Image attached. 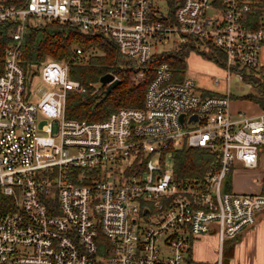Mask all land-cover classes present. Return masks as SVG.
I'll return each mask as SVG.
<instances>
[{
    "label": "built area",
    "instance_id": "obj_1",
    "mask_svg": "<svg viewBox=\"0 0 264 264\" xmlns=\"http://www.w3.org/2000/svg\"><path fill=\"white\" fill-rule=\"evenodd\" d=\"M6 19L17 23L0 73V191L14 209L0 211V264H185L194 239L213 231L222 244L264 211V193L224 190L235 160L257 166L264 110L233 116L230 94L173 80L161 61L143 106L69 118L67 93L87 89L70 63L48 59L27 74L20 60L26 22L55 20L110 36L138 67L168 40L211 41L225 55L222 77L244 79L261 67L264 0H24L0 7ZM184 146L215 151L218 167L177 180L165 157Z\"/></svg>",
    "mask_w": 264,
    "mask_h": 264
},
{
    "label": "trees",
    "instance_id": "obj_2",
    "mask_svg": "<svg viewBox=\"0 0 264 264\" xmlns=\"http://www.w3.org/2000/svg\"><path fill=\"white\" fill-rule=\"evenodd\" d=\"M23 1L0 0V7L21 6ZM16 23L17 19H6L0 23V73L4 67V49L9 40V30L15 27ZM76 46L88 53L79 63L74 61ZM195 49L219 65H224L223 51L211 41L203 42L190 38L171 51L153 55L148 64L138 67L132 59L120 52L114 39L102 32L84 33L70 23L32 19L26 22L20 60L27 74L31 73L34 66L48 59L69 62L71 77L78 79L87 89L84 92L67 93L66 116L102 120L120 107L143 106L146 86L154 75L156 65L161 61H168L173 68V80L182 81L185 78L186 57ZM142 68L145 70V78L141 83L136 84L132 77ZM107 72L116 75L119 83L105 96L106 84L99 81ZM244 73V80L256 89L255 92L247 93L245 97L253 100L264 110V66L245 70ZM95 86L98 87L96 91ZM203 93L220 94L208 90H204ZM171 157L172 171L177 180L204 178L211 170L218 167V155L210 149L184 146L171 151ZM231 184L230 173L224 178V190L230 191ZM12 209L14 203L11 197L0 191V211Z\"/></svg>",
    "mask_w": 264,
    "mask_h": 264
},
{
    "label": "crops",
    "instance_id": "obj_3",
    "mask_svg": "<svg viewBox=\"0 0 264 264\" xmlns=\"http://www.w3.org/2000/svg\"><path fill=\"white\" fill-rule=\"evenodd\" d=\"M220 66L223 71V65ZM214 68L217 69L215 66ZM185 77H189L186 72ZM238 110L240 109L231 108L233 114ZM231 178L233 191L263 192L264 152H260L255 167H246L240 160H235ZM185 264H264V211L256 214L253 224L245 227L235 237L225 239L222 244L215 232L194 239Z\"/></svg>",
    "mask_w": 264,
    "mask_h": 264
},
{
    "label": "rangeland",
    "instance_id": "obj_4",
    "mask_svg": "<svg viewBox=\"0 0 264 264\" xmlns=\"http://www.w3.org/2000/svg\"><path fill=\"white\" fill-rule=\"evenodd\" d=\"M177 47V45L173 44L172 40H168L165 43H160L157 45V49H162L161 52L171 51ZM86 55H88V53ZM260 61L261 67H263L264 45L262 46ZM212 65L217 67V69H215ZM185 72L195 81L196 86L203 90L222 94H231L230 107L233 110L241 109L249 115L258 114L262 111V108H260L257 103L245 97L247 93L255 92L256 90L251 83L244 79H241L235 74H233L232 77L229 78L222 77L225 74V71L221 70V66L212 59L205 56L201 51L197 49L190 51L189 55L186 57ZM132 80L134 81V83L139 84L144 80V78H141V80H136L135 77H132ZM41 84L42 82L40 80V76H35L31 83L32 90H35L38 85ZM233 116H235V114ZM261 152H264V146L261 147ZM158 158V156L153 155L151 157V160L156 163ZM165 162L167 169L172 170L173 160L170 152L166 155ZM211 233L214 232L212 231Z\"/></svg>",
    "mask_w": 264,
    "mask_h": 264
},
{
    "label": "water",
    "instance_id": "obj_5",
    "mask_svg": "<svg viewBox=\"0 0 264 264\" xmlns=\"http://www.w3.org/2000/svg\"><path fill=\"white\" fill-rule=\"evenodd\" d=\"M100 82L106 84V88L104 90V95L106 96L112 88H114L119 83V78L115 77V75L111 72H107L100 77ZM196 117L195 114L192 115ZM181 119H183V115H181Z\"/></svg>",
    "mask_w": 264,
    "mask_h": 264
}]
</instances>
